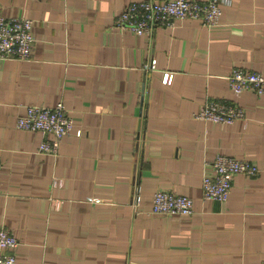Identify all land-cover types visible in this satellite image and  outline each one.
I'll return each instance as SVG.
<instances>
[{"label":"crops","instance_id":"crops-1","mask_svg":"<svg viewBox=\"0 0 264 264\" xmlns=\"http://www.w3.org/2000/svg\"><path fill=\"white\" fill-rule=\"evenodd\" d=\"M131 1L0 0V15L34 24L31 57L0 59V225L19 239L16 264H264V93L235 95L225 79L235 66L264 75V0L143 35L116 23ZM209 98L244 118L199 119ZM58 101L81 135L41 152L16 118ZM217 154L258 168L223 202L202 192ZM158 189L193 212H151Z\"/></svg>","mask_w":264,"mask_h":264},{"label":"built area","instance_id":"built-area-1","mask_svg":"<svg viewBox=\"0 0 264 264\" xmlns=\"http://www.w3.org/2000/svg\"><path fill=\"white\" fill-rule=\"evenodd\" d=\"M231 0H137L129 2L117 15L116 23L137 35L150 34L158 24L173 26L176 20H197L202 25L214 26L223 12V7ZM33 21L28 17H6L0 15V59L28 60L34 44ZM151 60L150 67H154ZM173 73L165 72L164 83H171ZM235 95L247 89L258 94L264 93V75L251 69L235 66L225 77ZM244 110L232 102L221 99H207L197 117L201 120L232 124L244 118ZM20 129L38 133L42 139L38 150L56 154L60 140L69 133L81 135L75 128L63 101L53 106L30 105L26 113L16 118ZM1 167V160H0ZM211 173L202 177V192L206 199L226 201L235 175L252 176L258 172L255 163L235 158L231 155L217 154L211 162ZM138 198L136 202H138ZM150 211L164 215H189L193 212V201L188 195L173 191L156 190L151 198ZM19 239L9 229L0 225V264H16L15 249Z\"/></svg>","mask_w":264,"mask_h":264},{"label":"rangeland","instance_id":"rangeland-1","mask_svg":"<svg viewBox=\"0 0 264 264\" xmlns=\"http://www.w3.org/2000/svg\"><path fill=\"white\" fill-rule=\"evenodd\" d=\"M184 20H189V19H184Z\"/></svg>","mask_w":264,"mask_h":264}]
</instances>
